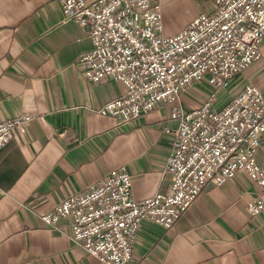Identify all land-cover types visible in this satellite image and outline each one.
Wrapping results in <instances>:
<instances>
[{
    "label": "crops",
    "instance_id": "crops-1",
    "mask_svg": "<svg viewBox=\"0 0 264 264\" xmlns=\"http://www.w3.org/2000/svg\"><path fill=\"white\" fill-rule=\"evenodd\" d=\"M157 1L166 36L214 11L212 0ZM91 49L88 30L65 22L58 0H0V123L32 118L0 149V264H100L71 242L68 221L51 228L41 216L121 167L133 177L136 201L170 189L164 172L174 138L164 129L176 122L169 109L130 127L102 115L125 86L85 78L78 58ZM247 85L264 94V40L261 59L229 92ZM200 101L183 97L187 109ZM256 159L264 169V135ZM255 194L244 173L208 185L170 230L145 221L129 264H264V213L247 211Z\"/></svg>",
    "mask_w": 264,
    "mask_h": 264
},
{
    "label": "built area",
    "instance_id": "built-area-1",
    "mask_svg": "<svg viewBox=\"0 0 264 264\" xmlns=\"http://www.w3.org/2000/svg\"><path fill=\"white\" fill-rule=\"evenodd\" d=\"M64 21L88 30L92 49L78 58L94 84L114 80L125 93L99 112L130 127L157 110L169 109L176 122L165 133L174 148L165 172L170 189L136 201L133 177L125 167L83 192L73 193L41 216L51 228L66 220L71 242L100 264H129L145 221L170 230L208 186L221 187L244 173L256 186L247 204L252 218L264 213V169L256 159L264 135V94L247 85L217 107V94L262 57L264 0H212L183 31L166 36L157 0H58ZM195 94L197 107L183 97ZM24 115L0 123V149Z\"/></svg>",
    "mask_w": 264,
    "mask_h": 264
},
{
    "label": "rangeland",
    "instance_id": "rangeland-1",
    "mask_svg": "<svg viewBox=\"0 0 264 264\" xmlns=\"http://www.w3.org/2000/svg\"><path fill=\"white\" fill-rule=\"evenodd\" d=\"M236 92V89L232 90V91H226V90H221L218 92V96H217V100H218V104L217 107L222 106L223 104H225L230 97ZM189 96L193 99L196 100L198 97L195 94H189ZM200 104V102L198 103Z\"/></svg>",
    "mask_w": 264,
    "mask_h": 264
}]
</instances>
